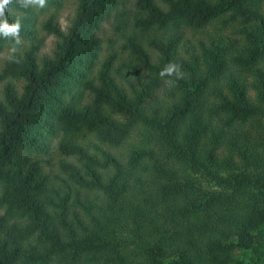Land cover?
Here are the masks:
<instances>
[{
    "label": "trees",
    "instance_id": "1",
    "mask_svg": "<svg viewBox=\"0 0 264 264\" xmlns=\"http://www.w3.org/2000/svg\"><path fill=\"white\" fill-rule=\"evenodd\" d=\"M124 2L77 0L65 28L48 15V53L33 8L6 10L30 43L2 69L22 84L0 91V264H241L264 221V133L246 126L264 117V0H131L133 25L154 34L130 35L126 61L98 58ZM225 14L240 18V42L164 34ZM169 62L183 79L159 76ZM165 80L175 84L158 97ZM58 129L109 147L134 129L138 140L120 156L61 138L55 170L42 169L21 150L46 151Z\"/></svg>",
    "mask_w": 264,
    "mask_h": 264
},
{
    "label": "rangeland",
    "instance_id": "2",
    "mask_svg": "<svg viewBox=\"0 0 264 264\" xmlns=\"http://www.w3.org/2000/svg\"><path fill=\"white\" fill-rule=\"evenodd\" d=\"M77 0H56L54 3H47L45 8H33V13L36 17V36L43 39V44L41 52L48 53L53 47L54 38L52 35H45L41 24L43 20L50 14H55L58 17V20L63 28L66 27L68 23V17L73 13ZM264 8V2H263ZM132 13L133 9L131 8V0H125L119 8L112 12L109 21H105L100 31L99 36L101 38V46L98 51L99 56H103L107 52H113L116 56V60H128L130 48L127 44V38L130 35H135V37L144 42L147 36L153 35L152 31H145L140 28H136L132 23ZM240 18L228 17L226 14L220 17L215 18L207 26L203 28H190L185 26H180L178 28H169L166 30V33H171L172 31H177L183 33L184 36H203L205 35H218L222 34L224 36L230 37V39H237L238 42L241 41L239 34L235 32V27L239 25ZM161 31L156 32L155 34H161ZM237 42V43H238ZM30 43V40L22 38V44L17 46V53H21L24 49V46H27ZM11 44L2 42L0 43V91L5 86L7 82L14 83L17 87L22 84V80L19 78H12L10 76L4 75L2 72L3 66L6 59H8L12 53H10ZM247 75V74H245ZM172 87L166 86L165 82L162 83V86L156 91L158 97H162L165 92H167ZM79 93H82V99L86 98L87 94L85 90L76 88ZM252 127L255 126L257 131L264 133V117L260 115L254 116L252 119L246 123V126ZM72 139L78 141L79 143L84 144L87 147L88 151L99 155V152L96 146L100 149H105L110 151L114 155H124L127 152V148L136 143L138 140L137 129H134L129 136L118 146L109 147L102 143H99L95 137L86 131L85 129H76L71 133H64L62 130L58 129L54 136H50L48 140L50 141L48 148L44 152H35V151H26L21 150L29 159L34 160L38 159V163L42 169L49 170L54 169L57 164L58 159L61 158L57 150V142L61 139ZM95 145V146H94ZM125 156V155H124ZM123 156V157H124ZM198 182L202 183L209 189H217L213 184L207 183L199 175H194ZM1 189V187H0ZM237 259L241 261V264H254L255 259H259L260 264H264V221L251 231V247L246 249L244 252L238 251L236 253ZM50 264H54L51 262Z\"/></svg>",
    "mask_w": 264,
    "mask_h": 264
},
{
    "label": "clouds",
    "instance_id": "3",
    "mask_svg": "<svg viewBox=\"0 0 264 264\" xmlns=\"http://www.w3.org/2000/svg\"><path fill=\"white\" fill-rule=\"evenodd\" d=\"M23 8H45L47 6V0H17ZM12 0H0V37L5 39H11L14 43L10 48L11 55L9 59L15 60L19 63L20 60L14 55L17 52V46L22 44V38L20 36L22 24L21 19L17 17L14 21L10 22L6 10ZM161 78L175 77V80L183 79L184 73L179 64L175 62H169L159 73ZM175 80H165V84L168 87H172L175 84Z\"/></svg>",
    "mask_w": 264,
    "mask_h": 264
}]
</instances>
